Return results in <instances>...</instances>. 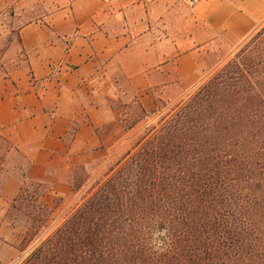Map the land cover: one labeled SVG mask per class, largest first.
I'll return each instance as SVG.
<instances>
[{"label":"crops","instance_id":"crops-1","mask_svg":"<svg viewBox=\"0 0 264 264\" xmlns=\"http://www.w3.org/2000/svg\"><path fill=\"white\" fill-rule=\"evenodd\" d=\"M213 1L171 33L132 0H0V264L21 255L8 213L25 185L72 197L75 169H96L128 133L120 105L152 112L198 83L213 36L234 46L264 23V12L251 24L238 10L214 16Z\"/></svg>","mask_w":264,"mask_h":264},{"label":"trees","instance_id":"trees-1","mask_svg":"<svg viewBox=\"0 0 264 264\" xmlns=\"http://www.w3.org/2000/svg\"><path fill=\"white\" fill-rule=\"evenodd\" d=\"M259 43L146 127L20 264H264V96L255 83L256 105L228 100Z\"/></svg>","mask_w":264,"mask_h":264},{"label":"rangeland","instance_id":"rangeland-1","mask_svg":"<svg viewBox=\"0 0 264 264\" xmlns=\"http://www.w3.org/2000/svg\"><path fill=\"white\" fill-rule=\"evenodd\" d=\"M150 5L163 12L165 20L170 23L171 33H178L180 26L183 28L188 19L184 13L192 10L179 4L176 0H158ZM232 10H238L244 21L251 24L256 22L264 12V0H214L210 7L211 14L217 17H225ZM205 30V23L202 22L203 41ZM258 33L260 34L258 47L260 65L256 69L248 68L243 77L240 75L233 76L228 98L229 105H256L255 95L252 91V86L255 83L264 96V23L256 25L244 39L234 46H227L228 42L224 39L222 32L213 36L211 38L214 43L212 50H203L202 53L207 69L201 75L198 83L180 95L158 100L152 112L146 113L139 102L134 103V100L128 104L120 105L122 127L128 130V133L123 136L119 144L107 151V157L96 169H89L88 172L83 169H75L71 182L72 197L61 199L49 195L45 188L38 185H25L23 187L26 189L25 193H19L16 202L11 205L8 213V220L15 226L18 233L21 251L20 257L10 264H20L35 248L38 241L52 232L51 229L55 224H59L72 209L81 205L112 175L116 168L115 164L126 152L132 151L146 127L155 124L163 115L171 111L174 105H181L191 99L198 89L211 79L219 69L229 61L235 60ZM246 80L247 82H245ZM117 151L119 152L116 154ZM33 222L35 223L32 224ZM40 225H48V228L43 229L41 227L38 229ZM32 237L34 242H30ZM37 237L39 238L35 240Z\"/></svg>","mask_w":264,"mask_h":264},{"label":"built area","instance_id":"built-area-1","mask_svg":"<svg viewBox=\"0 0 264 264\" xmlns=\"http://www.w3.org/2000/svg\"><path fill=\"white\" fill-rule=\"evenodd\" d=\"M104 4H111L118 0H100ZM136 4H140L142 6H148L150 4L156 3L158 0H132ZM179 4L185 6L188 9H194L202 2L207 0H176Z\"/></svg>","mask_w":264,"mask_h":264}]
</instances>
